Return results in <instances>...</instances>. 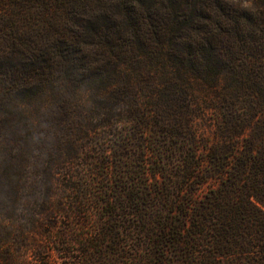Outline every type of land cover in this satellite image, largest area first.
<instances>
[{
    "label": "trees",
    "instance_id": "16d2710c",
    "mask_svg": "<svg viewBox=\"0 0 264 264\" xmlns=\"http://www.w3.org/2000/svg\"><path fill=\"white\" fill-rule=\"evenodd\" d=\"M182 1L0 0V88L10 84L11 92L30 105L50 95L69 99L76 94L70 87L77 78L71 71L75 54L95 45L97 63L112 58L116 70L123 60L139 70L152 67L162 72L173 56L175 83L184 94L182 104L168 110L173 117L179 110L187 119L192 116L198 101L194 85L210 74L217 76L213 69L220 65L230 66L233 94L238 96L251 77L245 74L247 66L238 63L243 60V45L226 40L218 28L206 30L208 35L201 40L172 41L174 33L196 28L180 13ZM203 9L196 11L197 16ZM221 10L230 15L227 6ZM7 51L10 54H4ZM253 87L262 94L260 85ZM155 106L159 124L160 101ZM63 108L73 129L81 128L74 107ZM263 108L248 97L218 106L228 116L218 121L219 139L212 145L194 132L166 129L171 140L168 146L163 144L167 149L152 153L153 192L148 169L141 165L135 190L116 198L111 197L115 187L108 169L95 173L91 165L88 179L74 169L69 183L56 175H62V168L39 169L41 220L34 212L28 218L24 215L22 182L28 167L8 155L10 145H1L21 139L0 136V264H55L53 252L67 260L59 264H264V121H254ZM5 121L3 117L2 128ZM26 123L30 130L31 121ZM251 127L257 130L244 136ZM24 139L35 140L29 132ZM201 144L203 155L198 152ZM47 177L50 183L44 187ZM57 187L69 190L68 197L52 200ZM155 197L158 207L144 209ZM109 205L113 208L105 212ZM124 213L129 218L138 214L135 225L120 224ZM26 219L37 223L41 241L26 238L29 229L12 228ZM63 219L74 224L62 229ZM51 237L54 247L46 245L45 239Z\"/></svg>",
    "mask_w": 264,
    "mask_h": 264
},
{
    "label": "rangeland",
    "instance_id": "374dc122",
    "mask_svg": "<svg viewBox=\"0 0 264 264\" xmlns=\"http://www.w3.org/2000/svg\"><path fill=\"white\" fill-rule=\"evenodd\" d=\"M224 6L230 8L228 11L230 15L221 10ZM201 7L204 9L200 11V16H197L196 11ZM178 9L186 23L195 24L196 28L186 27L181 32L174 33L172 41L181 43L185 40H201L203 36L208 35L206 30L218 28L226 40L243 45L244 56H240L243 60L238 63L240 66H247L245 74H250L251 77L245 80L241 94L238 96L233 94L235 87L230 66L220 65L213 69L218 72L217 76L210 74L207 79L194 85L198 101L192 116L187 119L179 110L173 117L169 115L168 110L173 104L180 106L184 96L182 87L175 83L177 70L171 63L176 61L173 56L168 57L167 64L160 69L162 72L155 71L152 67L139 70L135 68V64L132 66L127 64L128 62H121L123 60H120L119 68L116 70L112 65V58L105 57L97 63L99 55L95 53L97 47L95 45L87 49L85 47L83 54L81 52L75 54L77 58L71 71L77 74V78L70 87H73L76 94L69 99L59 96L53 98V95H50L43 101L38 99L37 105H30L14 91L11 92L10 84L1 87L0 123L3 117H6V126L2 128L0 125V136L7 138L16 135L21 139L20 143L6 141L1 145L2 147L10 145L12 149L8 148V155L13 160L18 159L19 165L28 167L29 175L22 182L26 218L30 212H39L41 204H44L37 190L43 181L39 169L48 172L50 169L57 171L62 168L64 170L62 175L59 173L56 175H60L65 183H69L70 174L74 169L80 171L87 179L90 178L91 165L96 167L95 173L102 174L108 169L112 185L115 187L111 191V197L116 198L122 192L126 194L135 190V180H138V168L141 165L142 168L148 169L147 179L150 181V191L153 192L155 179L149 172L155 166L152 153L154 150L163 151L165 147L163 144L168 146L171 141L167 137L166 129L170 131V128H179L184 134L187 131L194 132L199 138L205 137L207 143L212 145L219 139L218 121L225 120L228 116L218 109V106L248 97L250 101H258L264 107V0H183ZM175 46L177 45L173 44V47ZM247 49L251 52L245 51ZM4 54L8 55L10 51ZM2 76L6 75L3 73ZM8 77L11 78L12 75ZM171 80L172 83L169 84ZM255 84L260 85L259 92L262 94H257L254 90ZM161 91L165 94L161 95L159 93ZM157 100L161 103L158 111V114L161 113L159 124L155 121ZM63 105H68L72 110L74 107L77 112L74 118L81 121V128L73 129L72 122L67 121L68 116L63 112ZM137 113L139 117L135 119ZM26 121H31L30 130ZM254 121H264V108L260 113L254 114ZM256 130V127L248 128L244 136H250ZM28 132L34 136L33 142L25 141ZM198 152L200 155L205 153L202 144ZM45 183H50L48 177L44 181V187ZM204 189L207 190L208 185H205ZM69 192L67 189L61 190L57 187L51 199L57 200L62 197L65 199ZM124 199L126 202V198ZM118 205L123 212L122 208L125 206L122 203ZM158 205L155 197L152 201L148 200V206L146 204L144 209H154ZM111 208L113 206L109 205L105 212ZM137 215L129 218L124 213L122 216L125 218H120V224L131 222L130 224L135 225ZM36 217L41 220L38 213ZM19 224L18 226L13 224L12 228L17 232L19 230L22 232L24 228L29 229L26 238L41 241L37 233L39 229L37 223L34 226L26 219ZM69 224L73 225L74 221L63 219L60 228L64 229ZM89 228L90 226L84 231ZM45 241L46 245L53 246L55 238L51 237ZM51 256L55 264L67 261L56 252L51 253Z\"/></svg>",
    "mask_w": 264,
    "mask_h": 264
}]
</instances>
